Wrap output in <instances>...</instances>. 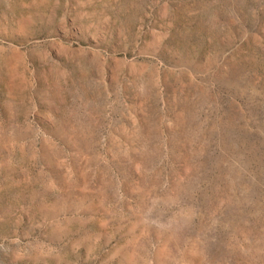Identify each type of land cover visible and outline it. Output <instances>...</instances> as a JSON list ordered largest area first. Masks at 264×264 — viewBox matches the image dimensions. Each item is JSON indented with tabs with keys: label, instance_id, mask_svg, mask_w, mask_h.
Here are the masks:
<instances>
[{
	"label": "rangeland",
	"instance_id": "obj_1",
	"mask_svg": "<svg viewBox=\"0 0 264 264\" xmlns=\"http://www.w3.org/2000/svg\"><path fill=\"white\" fill-rule=\"evenodd\" d=\"M0 264H264V0H0Z\"/></svg>",
	"mask_w": 264,
	"mask_h": 264
}]
</instances>
